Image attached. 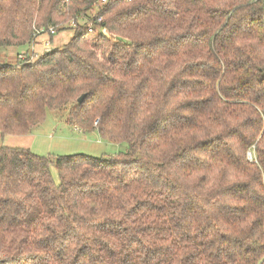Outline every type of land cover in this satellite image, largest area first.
<instances>
[{
    "label": "trees",
    "instance_id": "trees-1",
    "mask_svg": "<svg viewBox=\"0 0 264 264\" xmlns=\"http://www.w3.org/2000/svg\"><path fill=\"white\" fill-rule=\"evenodd\" d=\"M11 48L1 137L59 111L125 151L0 147V264H264V0H0Z\"/></svg>",
    "mask_w": 264,
    "mask_h": 264
},
{
    "label": "rangeland",
    "instance_id": "rangeland-1",
    "mask_svg": "<svg viewBox=\"0 0 264 264\" xmlns=\"http://www.w3.org/2000/svg\"><path fill=\"white\" fill-rule=\"evenodd\" d=\"M73 35V28L63 30L53 38L45 33L36 42L35 50L37 54H42L41 44L43 46L46 42L51 44L50 49L64 46ZM23 51H25L23 48L0 50V64H17L18 53ZM0 147L29 149L32 153L42 157L85 155L102 158L118 156L125 151V145L106 142L100 138L97 131L84 133L71 126L68 123V113L59 111H48L43 124L30 135H8L4 138L0 135ZM52 174L58 183L59 179L54 167H52Z\"/></svg>",
    "mask_w": 264,
    "mask_h": 264
},
{
    "label": "built area",
    "instance_id": "built-area-1",
    "mask_svg": "<svg viewBox=\"0 0 264 264\" xmlns=\"http://www.w3.org/2000/svg\"><path fill=\"white\" fill-rule=\"evenodd\" d=\"M129 1H131V0H129ZM106 2H107V0H102V3H106ZM50 31L51 32H54V29H50ZM42 35H45V33H40L38 36H42ZM35 45H36V43H34L33 46H32V48H31L32 53H33L32 60H34L36 57L39 56V54H37L36 51H35ZM50 45L51 44L49 42L44 43V45H43V53L44 52H50L51 51ZM18 60L20 62H26V56L24 54H21V55L18 56ZM76 129L80 130L79 128H76ZM248 157H249L250 160H252L253 159L252 153H248Z\"/></svg>",
    "mask_w": 264,
    "mask_h": 264
},
{
    "label": "crops",
    "instance_id": "crops-1",
    "mask_svg": "<svg viewBox=\"0 0 264 264\" xmlns=\"http://www.w3.org/2000/svg\"><path fill=\"white\" fill-rule=\"evenodd\" d=\"M43 36V35H42ZM42 36H39L38 38H37V40H36V42H38V40H39V38L40 37H42ZM45 42V41H44ZM43 43V42H42ZM40 50H42L43 51V46H42V44H41V49ZM36 51V50H35ZM37 53V52H36ZM19 54H22V52L21 53H18V55ZM24 54V53H23ZM18 57V56H17ZM16 60H18V58L16 59Z\"/></svg>",
    "mask_w": 264,
    "mask_h": 264
},
{
    "label": "water",
    "instance_id": "water-1",
    "mask_svg": "<svg viewBox=\"0 0 264 264\" xmlns=\"http://www.w3.org/2000/svg\"><path fill=\"white\" fill-rule=\"evenodd\" d=\"M85 97H86V95L81 96V98L79 99V103H83Z\"/></svg>",
    "mask_w": 264,
    "mask_h": 264
}]
</instances>
